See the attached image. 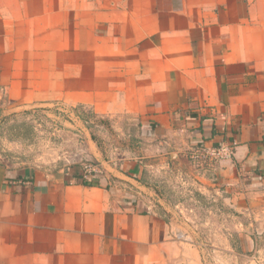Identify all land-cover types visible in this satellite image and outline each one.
<instances>
[{
  "label": "crops",
  "instance_id": "obj_1",
  "mask_svg": "<svg viewBox=\"0 0 264 264\" xmlns=\"http://www.w3.org/2000/svg\"><path fill=\"white\" fill-rule=\"evenodd\" d=\"M0 86L141 115L176 153L227 146L223 199L245 215L229 248L264 264V0H0ZM90 151L88 174L0 154V264H206L138 181L143 159L117 168Z\"/></svg>",
  "mask_w": 264,
  "mask_h": 264
},
{
  "label": "rangeland",
  "instance_id": "obj_2",
  "mask_svg": "<svg viewBox=\"0 0 264 264\" xmlns=\"http://www.w3.org/2000/svg\"><path fill=\"white\" fill-rule=\"evenodd\" d=\"M34 95L20 99L0 86V154L5 159L47 172L81 168L88 174L96 167L90 150L117 168L141 158L148 166L138 181L150 196L169 203V215L186 240L199 247L206 264H254L257 256L251 251L235 254L229 248L245 242L236 230V220L245 215L223 199L236 175L230 157L218 151L221 142H197L176 153L173 144L152 140L155 127L142 125L141 115L98 113L90 105ZM261 245L264 239L257 240V248Z\"/></svg>",
  "mask_w": 264,
  "mask_h": 264
},
{
  "label": "built area",
  "instance_id": "obj_3",
  "mask_svg": "<svg viewBox=\"0 0 264 264\" xmlns=\"http://www.w3.org/2000/svg\"><path fill=\"white\" fill-rule=\"evenodd\" d=\"M218 151H219V153H221L225 157H230L231 156V151H230V149L227 146L221 145V147H220V149ZM90 170H91V168H90Z\"/></svg>",
  "mask_w": 264,
  "mask_h": 264
},
{
  "label": "trees",
  "instance_id": "obj_4",
  "mask_svg": "<svg viewBox=\"0 0 264 264\" xmlns=\"http://www.w3.org/2000/svg\"><path fill=\"white\" fill-rule=\"evenodd\" d=\"M78 115H79V114H78ZM78 117H80V119H83L80 115H79Z\"/></svg>",
  "mask_w": 264,
  "mask_h": 264
}]
</instances>
